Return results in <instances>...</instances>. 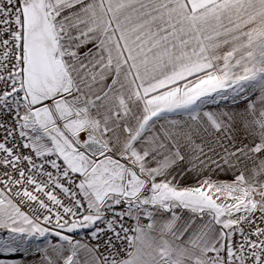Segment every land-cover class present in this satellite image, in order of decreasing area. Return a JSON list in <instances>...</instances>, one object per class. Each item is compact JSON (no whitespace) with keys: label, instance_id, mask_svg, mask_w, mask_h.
Listing matches in <instances>:
<instances>
[{"label":"snow or ice","instance_id":"snow-or-ice-1","mask_svg":"<svg viewBox=\"0 0 264 264\" xmlns=\"http://www.w3.org/2000/svg\"><path fill=\"white\" fill-rule=\"evenodd\" d=\"M0 231L57 237L41 264H264V0H0Z\"/></svg>","mask_w":264,"mask_h":264},{"label":"crops","instance_id":"crops-1","mask_svg":"<svg viewBox=\"0 0 264 264\" xmlns=\"http://www.w3.org/2000/svg\"><path fill=\"white\" fill-rule=\"evenodd\" d=\"M214 179L231 180V173H217L213 176ZM6 231H0V238L6 237ZM47 241L58 242V238L49 235L46 239L40 238L30 243L28 251H20L16 253H0V261L4 264H41L43 253L38 251V248H43Z\"/></svg>","mask_w":264,"mask_h":264},{"label":"built area","instance_id":"built-area-1","mask_svg":"<svg viewBox=\"0 0 264 264\" xmlns=\"http://www.w3.org/2000/svg\"><path fill=\"white\" fill-rule=\"evenodd\" d=\"M24 211H28V209L25 208ZM74 235H75V238H82V237L84 236V232H83V231H80V232L78 233V235H77V234H74Z\"/></svg>","mask_w":264,"mask_h":264}]
</instances>
